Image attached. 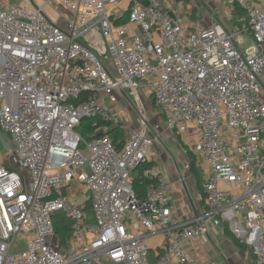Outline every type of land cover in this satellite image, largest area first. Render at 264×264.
I'll return each mask as SVG.
<instances>
[{
  "label": "built area",
  "instance_id": "1",
  "mask_svg": "<svg viewBox=\"0 0 264 264\" xmlns=\"http://www.w3.org/2000/svg\"><path fill=\"white\" fill-rule=\"evenodd\" d=\"M188 1L0 0V140L13 154L0 159V264H193L208 226L235 218L251 264H264V0H230L241 28L213 14L203 25ZM139 88L203 172L208 210L189 220L170 207L160 152L150 160L161 128ZM122 99L137 126L117 151L107 132L129 120L115 113ZM92 119L103 126L86 140L78 128ZM146 161L156 181L139 198L132 171Z\"/></svg>",
  "mask_w": 264,
  "mask_h": 264
},
{
  "label": "crops",
  "instance_id": "2",
  "mask_svg": "<svg viewBox=\"0 0 264 264\" xmlns=\"http://www.w3.org/2000/svg\"><path fill=\"white\" fill-rule=\"evenodd\" d=\"M16 1L19 2L22 0H16ZM37 1L39 2V0ZM187 6H188L187 10H193L194 13L198 12L200 14L201 23L203 25H208L211 23L212 14L214 15V20L216 22L219 21L225 24L226 26L232 28H241L242 25L244 24L243 22H245L244 16L234 10L233 4L230 2V0H189ZM262 89L264 95V77L262 79ZM122 101L125 102V100L123 99L119 100L118 108L116 107L115 109V113L121 112L119 114L120 117H122V114L125 113L120 108V102ZM125 118L123 119V121H121L120 125L113 126V128L115 127L123 128L124 127L123 123L126 120ZM263 141H264V135H263ZM168 154H170V152ZM160 158L165 162L166 160L169 161L171 158L174 163V159L171 154H170V158L165 157V155H161ZM150 160H153V155H151ZM159 167H160L161 175L169 185V192H170L169 204L171 206V203L172 202L174 203V207H171V209L175 217L180 218L182 220H189L196 213L198 214L208 210V208H206L203 199V193L201 194L196 188L195 181L190 175L189 170L185 169L184 167V172L181 173L176 168V172L179 177L175 176L174 174L171 175L169 173L168 175L169 179L167 180L166 176L163 173L162 167L160 165ZM187 180H189L190 182L188 188L186 184ZM69 193L72 194L74 197V193L72 190H69ZM186 196L188 197L189 202L191 204L193 214L190 212V214L182 215L181 209L188 208L189 205ZM234 221L230 222L228 220H223L222 222V225L223 223L227 225L230 237L225 235L224 228L222 227V225L220 227L208 226L207 234L200 236L198 244L189 247V254L193 264H202L203 262H213L214 264H251L252 263L253 258L249 253V251L246 248H244V246H241L239 244V238L243 235V233L242 232H240L239 234L234 233V229L236 227L241 229V226L236 223L239 222V219L235 218ZM232 239L238 241V245L235 244V242ZM149 241H150V246L155 249L159 245V243H161V238L155 237L150 239Z\"/></svg>",
  "mask_w": 264,
  "mask_h": 264
},
{
  "label": "rangeland",
  "instance_id": "3",
  "mask_svg": "<svg viewBox=\"0 0 264 264\" xmlns=\"http://www.w3.org/2000/svg\"><path fill=\"white\" fill-rule=\"evenodd\" d=\"M124 11H125V7L117 8L114 10V15L116 17H120L124 13ZM242 47L244 49L249 48V47H253V43H252L251 39L246 37L245 42H244ZM138 93H139V96L141 97V101L143 103L147 118L153 124L159 123V126L161 128V132L160 133L158 132L159 133L158 142H155L154 146L149 151V154H150L149 157H151V155H153V153L156 151L160 152L159 153L160 156L158 158V165H160L162 167L163 173L166 176L167 180L169 179V177H168L169 173L171 175L174 174L175 176L179 177L177 172H176V168L178 169L179 172H181V173L184 172V167H185L186 160H187V155L184 154L182 144L179 141L180 137L176 133L171 132V131H167L164 129L163 117L161 115H159V111L157 109H155L152 98L149 96H145V91L141 88L138 89ZM129 100H131V98ZM120 108L129 117V120H127V122L125 121L123 123V126L125 128L124 127L122 128V130L125 134V137H126L129 130L131 128H135L137 126V116H136L134 109L129 107L127 105V103H125L123 101L120 102ZM2 137H4V139L0 140V159L3 160V162H10L11 155H13V154H11V155L7 154L6 150H7V147L11 148V143H10V140H8L5 136H2ZM169 152L174 159V163H173V160L170 158V154H168ZM161 155H165V157H169L170 160L169 161L166 160V162L163 161L160 158ZM201 175H202V172H201ZM202 178H203V175H202ZM186 184H187V188H188L190 185L189 180L186 181ZM187 199H188V197H187ZM171 202H172V200H171ZM188 204H189L188 208H182L181 209L182 215L190 214V212L193 214V212H192L193 210H192L191 204L189 202V199H188ZM170 207H174L173 202L171 203ZM224 225H226V224L223 223V225H222L223 228H224ZM20 246H22V247H20ZM19 247L23 248L24 243L20 244ZM101 264H113V263H111L110 261L103 258L101 261Z\"/></svg>",
  "mask_w": 264,
  "mask_h": 264
},
{
  "label": "trees",
  "instance_id": "4",
  "mask_svg": "<svg viewBox=\"0 0 264 264\" xmlns=\"http://www.w3.org/2000/svg\"><path fill=\"white\" fill-rule=\"evenodd\" d=\"M141 1L145 2L146 0H141ZM233 7L236 12L240 13L243 16L245 15L244 11L241 8H239L236 4H233ZM127 19H128V12L126 11L121 17V19L117 21V24H124L126 23ZM102 126L103 125L95 119L83 120L78 128V131L81 133V135L86 140H89L97 136V134H94V133L96 130L100 129ZM107 135L112 141L116 150L119 151L125 142V134L122 128H119V127L109 128ZM179 141L182 144L180 138H179ZM182 148H184L183 145H182ZM187 161L189 164V173L195 181L196 188L202 194L201 186H202L203 178L201 175V170L196 167L195 157L190 152H188L187 154ZM152 166H153V162L146 161L132 171L133 189L139 198H142L144 196L145 192L150 186L155 185L156 179L151 176L146 175V173L151 169ZM89 208L90 207L88 205L87 206L88 213L90 212ZM53 227H54L55 235L57 239L59 240V242L63 246H67L70 236H71V232H72L71 222L67 218H65L63 214L59 213L53 216ZM224 233L225 235L230 237L227 225H224ZM232 240L235 242V244L238 245V241H236L235 239H232Z\"/></svg>",
  "mask_w": 264,
  "mask_h": 264
},
{
  "label": "water",
  "instance_id": "5",
  "mask_svg": "<svg viewBox=\"0 0 264 264\" xmlns=\"http://www.w3.org/2000/svg\"><path fill=\"white\" fill-rule=\"evenodd\" d=\"M98 136H102V134H99Z\"/></svg>",
  "mask_w": 264,
  "mask_h": 264
}]
</instances>
